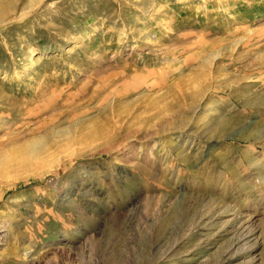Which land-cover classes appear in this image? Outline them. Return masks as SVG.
<instances>
[{
    "label": "rangeland",
    "instance_id": "374dc122",
    "mask_svg": "<svg viewBox=\"0 0 264 264\" xmlns=\"http://www.w3.org/2000/svg\"><path fill=\"white\" fill-rule=\"evenodd\" d=\"M0 264H264V0H0Z\"/></svg>",
    "mask_w": 264,
    "mask_h": 264
}]
</instances>
